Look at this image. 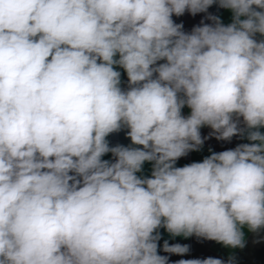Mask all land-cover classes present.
<instances>
[{"label":"clouds","instance_id":"clouds-1","mask_svg":"<svg viewBox=\"0 0 264 264\" xmlns=\"http://www.w3.org/2000/svg\"><path fill=\"white\" fill-rule=\"evenodd\" d=\"M210 140L236 143L180 163ZM246 232L264 241V0H0V264H236L173 241Z\"/></svg>","mask_w":264,"mask_h":264},{"label":"crops","instance_id":"crops-1","mask_svg":"<svg viewBox=\"0 0 264 264\" xmlns=\"http://www.w3.org/2000/svg\"><path fill=\"white\" fill-rule=\"evenodd\" d=\"M210 12L218 13L222 16L225 22H229L230 20V13L226 10H218L215 6L209 9ZM204 14H198L196 17H192L185 14L184 17L176 18L178 22L183 20L185 23L186 29H190L193 25L198 24L200 19L203 17ZM205 134L207 133V129L204 130ZM115 141H120L127 143V141L123 140L122 136H117L113 138ZM236 141H233L232 144H225L222 142H216L215 140H210L206 142L205 148L200 153H192L189 157L184 158L180 161L181 164L191 162L192 160H200L204 155L208 154V148L211 147L213 150H223L227 147H232ZM264 235V234H262ZM167 239L168 237L165 236ZM254 239L256 237L253 234L246 232V247L243 249H226L222 245L217 244L214 241H203L198 240L195 237L185 239H177L173 242H180V243H187L191 245L190 252L183 256H172V260L178 259H193V258H206L208 256H212L215 258H222L227 259L230 255H234L236 257V264H264V241L260 243H254Z\"/></svg>","mask_w":264,"mask_h":264}]
</instances>
